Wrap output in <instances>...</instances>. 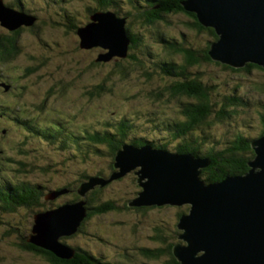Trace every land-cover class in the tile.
Here are the masks:
<instances>
[{
  "label": "rangeland",
  "instance_id": "374dc122",
  "mask_svg": "<svg viewBox=\"0 0 264 264\" xmlns=\"http://www.w3.org/2000/svg\"><path fill=\"white\" fill-rule=\"evenodd\" d=\"M3 1L7 5L22 3L23 8L29 10L28 13L38 17L37 21L49 19L59 21L64 15L69 16L67 22L63 21L62 26H68L71 29L69 35H65L64 30L51 31L49 27L42 28L37 32L20 28L21 32L17 38L19 41L16 44L19 50L18 55L8 59V62H0V83L10 84L7 90L0 85V112L2 113H0V126L9 130L6 134L0 132V146L5 148L8 153L0 156V181L16 178L15 164L7 156L10 154L12 158L13 154H20L22 149L28 153L23 157L31 164L33 172L24 176L25 182L12 184V191H16L18 187L26 183L38 185L44 192L41 197L44 202L42 206L22 205L17 207L13 214L12 212L4 214L3 211H0V219L3 220L5 217V221L0 224V231L14 230L10 236H5V233L0 232L4 235L0 236V247L4 255V259H0V264H50L46 262V259L45 261L32 253L24 252L22 246H19L23 237L29 233L28 219L33 220L36 210L49 211L57 207L60 208L65 204L72 203L69 200L75 198V193L69 192L63 193L55 199H47L46 195L49 190L76 185L79 194L78 189L81 184L88 182L91 177L110 179V174L114 172L113 169H116L114 166L115 155L96 154L95 149L91 148L87 151L88 159L82 157L84 144L79 145L78 143L87 141L85 137L81 136L82 133L83 135L86 133L84 132L85 128L100 130L106 126L107 122L116 123L118 118L125 116L130 119L129 123L132 124L129 139L146 135L147 139H157L160 142L161 137L167 136L165 129H162V124L172 117L183 118L185 104L181 102V99L188 102L193 98L186 94L171 97L169 90L164 87L166 84H171L172 79L162 72H158L153 68V65L155 61L162 64L159 55L167 53L166 51L161 53L158 43L153 39L154 34L150 31V25H144L142 28L139 23L135 24L132 20L130 21L132 33L140 35L142 42L145 41L152 45L148 51L151 54L144 51L143 55H139V50L132 47L129 51L132 56H115L101 63L96 59L107 49L101 46L89 49L79 47L80 36L75 29L78 24L87 23L90 14L86 10V5L93 6L94 3L96 4V0H64L63 2L60 0L56 6L55 2L58 0ZM119 1L121 3L119 5L120 13L128 12V10L129 12L138 11L136 10L137 5L133 4L131 0ZM14 8L21 10L18 7ZM113 8L116 9L115 6ZM113 8L110 9L114 11ZM182 20H189L188 16H174L170 22L164 23V36L180 41L185 40L183 32L187 30V27ZM0 33V40L7 41L6 38L13 32L0 22ZM199 40L202 44L206 43L201 37ZM200 42L198 44L202 45ZM187 43L198 46L194 40ZM30 57L36 60L30 59ZM165 57L167 58V56H163V58ZM170 57L175 61L183 59L178 53ZM94 62L99 64L93 65ZM218 62L225 64L222 61ZM118 63L122 65L125 75L118 71ZM200 66L199 70L203 71V75L198 74L205 80L203 82L210 84L209 88L215 92L216 98L223 94H232V90L236 88L239 96H244L248 101H244V105L237 106L238 111H232L229 116L221 119L215 116L210 118L213 120L211 124L202 127L210 135L208 142L216 143V146L224 149L237 133L250 137L261 136V109L257 106L256 102L258 101L253 87V83L256 82L249 78L257 79L262 72L255 70L254 74L240 76L239 74L245 72L227 70L214 63H205ZM190 69L195 72V67ZM115 72L118 73L113 76ZM110 75L112 78L106 80V77ZM236 78L239 79V82L242 81L240 86L236 84ZM102 81L107 88L102 95L91 97L87 94L95 84H100ZM159 92L162 94L158 98L155 94ZM42 103H45V106L43 113L40 114L41 110L38 107ZM27 115L31 118L37 116L38 126L54 123L58 119L62 120L66 124L64 136L70 143L68 148L64 149L60 146L62 141L51 142L43 139V136L32 135L25 125L20 121H15V117L22 118ZM199 132L203 131L199 130ZM74 135L79 137L78 141L73 138ZM166 141L164 139L162 142ZM19 143L26 144L21 146ZM82 173H87L90 176L80 182ZM99 173L107 178L98 175ZM113 180L108 182L110 184L108 186H106L108 183L97 184L86 191L84 195L81 193L79 195L81 196L80 200L84 201L88 198L91 204L114 200L117 205L116 209L102 215L93 214L84 222L87 215L80 224H78L79 222L76 224L78 228L73 233L65 231L68 228L66 226L54 228L49 221L43 220V216L39 217L47 226L44 235L52 239L56 238L59 244L68 245L71 243L87 248L96 256L100 255L99 257L102 256L103 260L114 264H158L156 259L149 258L142 251V248L152 247L154 244L149 238L151 228L153 225L158 226L159 223H163L167 233L176 234L178 212L181 208L185 209L186 207L189 210L190 206L187 204L161 206L155 203L148 206L146 211L139 210L142 205L128 206L129 201L137 198L139 191L143 190L137 182L134 171H129L125 176ZM94 190H97L95 194ZM87 203L88 200L85 206ZM50 213L52 216L57 214ZM13 216L16 218L14 217V219ZM31 234L39 235L33 231ZM179 240V242H183L182 239ZM16 242L18 244H15Z\"/></svg>",
  "mask_w": 264,
  "mask_h": 264
},
{
  "label": "water",
  "instance_id": "95a60500",
  "mask_svg": "<svg viewBox=\"0 0 264 264\" xmlns=\"http://www.w3.org/2000/svg\"><path fill=\"white\" fill-rule=\"evenodd\" d=\"M181 3L187 11L196 14L201 24L214 28L218 34L209 49L212 58L238 68L249 62L264 67V0H182ZM34 21L35 17L12 9L0 0L3 26L16 30ZM78 35L82 48L107 49L98 61L128 54L130 38L126 19L113 11L92 14ZM252 147L255 156L249 162V171L206 183L201 174L210 164L207 157L151 144L125 143L115 154L116 169L110 179L91 177L81 184L79 194L84 195L97 184L104 185L134 171L143 190L131 205L190 206L177 224L183 242L175 244L173 249L181 264H264V135L253 140ZM65 192L62 190L53 196ZM85 204V200H79L40 212L33 228L39 235L32 234L29 240L59 257H72L74 251L68 246L44 235L47 226L39 217L43 216L54 228L66 226L70 230L65 231L73 233L78 228L76 224L88 215ZM50 212L58 215L52 216Z\"/></svg>",
  "mask_w": 264,
  "mask_h": 264
},
{
  "label": "trees",
  "instance_id": "16d2710c",
  "mask_svg": "<svg viewBox=\"0 0 264 264\" xmlns=\"http://www.w3.org/2000/svg\"><path fill=\"white\" fill-rule=\"evenodd\" d=\"M61 1L63 2L64 0ZM181 1L182 0H131L133 4L137 5L136 10L138 11L129 12L128 10V12L122 11L121 13L119 12V9L121 8L119 7V5L121 4L119 0H96V4L94 3L93 6L89 4L86 5V10L89 11L90 17L87 20V23L83 22L75 26L77 34L82 27L86 26L90 22L91 15L96 11L106 10L115 6L117 9V14L119 16H123V18H125L127 21L126 29L127 34L130 38L127 54L128 57L132 56L129 52L132 47L139 50V55H143L144 51L148 52L150 51V47L152 48L151 44L149 45L145 43V41L142 42V38L140 35L138 36L137 34L132 33V25L130 24V21L132 20L135 24L139 23L142 28H144V25H150V31L154 34L153 39L156 43H158V48H160V51H162L161 53L166 51V53L169 54L167 55L164 53V55H159L162 64L158 63V61H155L153 68L172 79L171 84H166L164 86L167 88V90H169L171 97L186 94L192 97L194 101L192 100L186 102L185 100L181 99V102L185 104L183 108L184 117L181 119L172 117L162 124V129H165V133H167V136L161 137L162 140L160 141V143L159 141H157V139L146 140L145 135L144 137L129 139L130 132L132 130V124L129 123L130 119L125 116L118 118V121L116 123L112 121L107 122L106 126L104 128H101L100 130L85 128L84 132L86 133H84V135L82 133L81 136L85 137L87 141L78 143L79 145L82 143L84 144L81 153L84 159H88L87 151L91 148L95 149L96 154L114 156L118 149L121 148L123 144H125V142H132L133 144L138 145L149 142L156 147H161L168 150L171 149L170 151L178 153L192 152L195 156L208 157L211 160L210 164L203 169L201 174V178L206 183L221 181L227 176L245 174L247 171H249V162L255 156V151L252 147V141L258 137H250L242 133H237L234 139L231 140L224 147V149H220L215 145L216 143L214 144L208 142L210 135L205 132V129H202V127L204 128L206 125L211 124L213 120L210 118L212 116H215L219 119L229 116L231 115L232 111H238V109L236 108L237 106L244 105V101H248L244 96H239V94L237 93L238 89L236 88L232 90V94H223L220 97L216 98L215 92L209 88L210 84L203 82L204 79H202L203 77L201 76L203 75V71H200L199 67H201L200 65L205 63H214L222 66L227 70H232L234 72L240 73L245 72L239 74L240 76H246L249 75V73L254 74L255 70L262 72L261 75L257 77V79L252 77L249 78V80H253L256 82L253 83V87L255 89V96L257 97L258 101L256 102L257 106L261 109V136L264 135V98H261L264 97V67L256 63L249 62L245 66L237 68L228 64H221L220 62L213 60L209 54V49L211 47V43L218 39V34L215 32L214 28L206 27L201 24L196 14L187 11ZM58 2H60V0L55 2V6ZM4 4L7 5L6 2H4ZM8 6L18 7L26 13L29 12V10L23 8L22 3H18L17 5L10 4ZM178 15H187L189 19L182 20V22L187 27V30L183 32V37L185 39L183 41H180L173 37L168 38L164 36V23L166 24L170 22L172 17ZM129 17L131 19H128ZM67 18L69 19V16L64 15L59 21H54L51 19L39 21L35 20L32 25H22L16 30H11L13 33L12 35H9L8 38H6L7 41L0 40V62H8V59L15 56L16 54L18 55L19 50L16 44L19 41L17 40V38L21 32L20 28L28 29L30 32H37L38 30H42V28L45 29L46 27H49L51 28V31L64 30L63 33L65 35H69L71 33V29H69L68 26L62 27L63 23L67 22ZM200 37L204 39L206 43L202 44L199 40ZM191 40H194L197 44L198 42H200L202 45L198 44V46H195L194 44L191 45L187 43ZM177 53L178 55H181L183 57L182 61H175L172 57H170L176 55ZM148 54L151 53L148 52ZM163 56H167V58H163ZM134 57L140 60L136 55H134ZM30 59L36 60L32 57H30ZM96 61L98 60L96 59ZM98 62L102 63V61ZM94 64L97 65L99 63L94 62L93 65ZM117 66H119L118 71L121 72L122 75H125V71L122 65L118 63ZM191 67H195L196 73L191 71ZM28 73L31 74V72ZM117 73L118 72L113 73V76H115L114 74ZM198 73H201V75H199ZM111 78V75L109 77L107 76L106 80ZM241 82H239V79H237L236 84L240 86ZM104 84L105 83L103 81L100 84H95L93 87L94 89L92 88L91 91H89V93L87 94H89L91 97L95 95L99 96L100 94L102 95L104 91L107 90ZM161 94L162 93L159 92L156 93L155 96L159 98ZM3 105L8 107V105ZM44 106L45 103L39 105L38 108L41 110L40 114L43 113ZM19 120L21 121V124L28 127L27 129L29 130V132H31L32 135L43 136V139L51 142H54L56 140L59 142L62 141L60 143V146L64 149H67L70 145L68 138H65L64 136L66 131V124H64V122L60 119L45 126H38L37 116H33V118H30L29 115H27L25 119ZM15 121L19 122L17 117H15ZM199 130H202L203 132L198 133ZM0 132L2 134H6L9 132V130L0 126ZM73 138L77 141L79 140V137L75 135ZM164 139H166L167 141L162 142ZM19 144L22 146L26 143ZM207 145L208 147H206ZM4 154L8 153L6 152L5 148L0 146V156H3ZM23 155H28V153L27 151L21 149L20 154H13L12 158L10 154L7 156V158L15 164L17 176L15 179L9 178L0 181V210H3L4 214L6 212H12L13 214L14 211H16L17 207L22 205L29 207H32L34 205H44V202L41 200L44 192L40 190L38 185L34 186L25 183L18 187L16 191H12V184H14L15 182H25L24 176L33 172L30 167L31 164L27 162ZM98 175L105 176L102 173H99ZM89 176L90 175L87 173H82L80 182L86 178H89ZM105 177L107 178V176ZM108 185L110 184H106V186ZM76 187V185H73L72 187L64 186L56 189H51L46 195V198L50 199V193L66 190V193H75V198L69 200V202H77L81 199V196L77 193ZM93 192L95 194L97 190H94ZM133 199L129 201L128 206L130 205L136 207L135 205L130 204ZM87 200L88 203L86 207L88 216L86 217L84 222L93 214L102 215L117 208L114 200H108L99 203L97 202L96 204H91L88 198L85 201ZM147 207L148 206L139 207V210L146 211ZM41 210L39 211H44V209ZM187 210L188 207H186L185 209L181 208L178 212V219ZM37 211L38 210H36V212ZM34 214L33 220L28 219V235L26 234V236L23 237L22 242L19 243V246H22L24 252L32 253L33 255L38 256L44 260L46 259L47 261H45L50 264H114L112 262H108L107 260H103L102 256L99 257L100 255H98L97 253L96 254L98 256L92 253L91 250L76 246L75 244L70 243L67 245L68 248L74 251V256L71 258H64L59 257L48 249L42 248L31 242L29 238L32 236L31 233L34 224ZM14 217L15 216H13V218ZM4 218L3 220L0 219V224L1 222L5 221ZM178 229L175 230L176 234L170 235V233H167L165 231L163 223H159L158 226L153 225L149 238L150 241L152 240L154 242V244H152V247L142 248L144 254L149 258L156 259V263L158 264H181V262L177 259L175 253L173 252L175 244L180 241L179 234L182 232L180 229ZM13 231V229H7L4 232H0L5 233V236H10ZM3 233H1L0 236H4ZM15 244H18V242H16ZM1 250L2 249L0 247V259L3 260L4 255Z\"/></svg>",
  "mask_w": 264,
  "mask_h": 264
},
{
  "label": "bare ground",
  "instance_id": "6f19581e",
  "mask_svg": "<svg viewBox=\"0 0 264 264\" xmlns=\"http://www.w3.org/2000/svg\"><path fill=\"white\" fill-rule=\"evenodd\" d=\"M8 6V5H7ZM123 18V17H122ZM196 157H198V156H196ZM202 157V156H201Z\"/></svg>",
  "mask_w": 264,
  "mask_h": 264
}]
</instances>
